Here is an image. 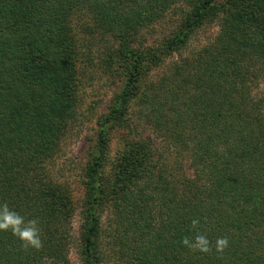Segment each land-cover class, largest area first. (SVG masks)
<instances>
[{"label":"trees","instance_id":"trees-1","mask_svg":"<svg viewBox=\"0 0 264 264\" xmlns=\"http://www.w3.org/2000/svg\"><path fill=\"white\" fill-rule=\"evenodd\" d=\"M171 11L159 46L135 44ZM213 21V40L138 87ZM77 28L124 63L82 167L81 264H106L108 245L114 264H264V0H0V202L38 218L43 241L24 250L0 232V264L68 263L74 204L49 166L77 118ZM132 104L154 139L134 128ZM113 131L123 143L110 159ZM194 218L210 254L180 243Z\"/></svg>","mask_w":264,"mask_h":264},{"label":"rangeland","instance_id":"rangeland-1","mask_svg":"<svg viewBox=\"0 0 264 264\" xmlns=\"http://www.w3.org/2000/svg\"><path fill=\"white\" fill-rule=\"evenodd\" d=\"M178 19L179 14L174 11L169 12L164 19L152 25L153 27L144 28L137 36L135 44L139 45L140 48L159 46L163 37L168 35L177 24ZM217 32V21L203 24L191 35L184 48L165 56L159 67L153 69L143 68L144 72L140 73L141 81L138 87H141V85L143 87V84L147 83V81L155 78L156 75H161L169 67H172L174 62L189 57L193 51L213 40ZM94 38L95 36L88 31L77 28V39H79L80 46L77 59L79 97L77 118L63 139L58 155L49 166L56 181L68 184L74 204V214L70 221L74 241L68 249L67 264H81L79 238L83 222L81 205L84 196L82 167L88 156L89 143H92L89 138L94 137L97 120L108 110L113 96L122 87L124 79V63L116 55L115 46L112 45L114 49L108 55H106V51L102 52L99 48L94 49V46H89L88 48V44L96 40ZM129 63L131 62L129 61ZM254 92L258 98H262L264 101V75L256 83ZM130 106L131 110H133L130 111V117L134 120V128H137V131H144V133L154 139L155 137L149 128L144 126V122H138L139 118H137L138 114L137 110H135V105L132 104ZM133 133L135 134L136 132ZM120 134V131H113L111 134L108 154L110 159L121 148L123 138ZM156 142L157 144L161 143L159 139ZM104 214L105 218L102 221L104 229L109 231L112 225L110 215L108 213ZM109 248L110 246L108 245V253L105 258L106 264H114V257L109 252Z\"/></svg>","mask_w":264,"mask_h":264},{"label":"clouds","instance_id":"clouds-1","mask_svg":"<svg viewBox=\"0 0 264 264\" xmlns=\"http://www.w3.org/2000/svg\"><path fill=\"white\" fill-rule=\"evenodd\" d=\"M190 227L195 231V235L182 237L180 243L193 253L210 254L213 251L211 242L205 234L196 231L200 227V219H192ZM0 232H10L20 241L24 250L29 248L39 250L43 246L39 219H27L10 207L7 201L0 202ZM228 245L227 237H218L215 242V252L223 254Z\"/></svg>","mask_w":264,"mask_h":264}]
</instances>
